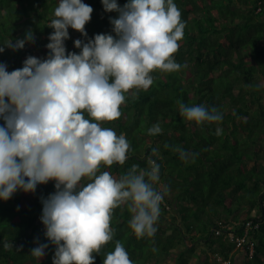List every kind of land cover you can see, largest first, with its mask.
<instances>
[{
  "label": "trees",
  "instance_id": "1",
  "mask_svg": "<svg viewBox=\"0 0 264 264\" xmlns=\"http://www.w3.org/2000/svg\"><path fill=\"white\" fill-rule=\"evenodd\" d=\"M82 2L94 10L85 26L88 36L69 28L67 53L81 52L75 47V36L87 42L97 34L115 35L110 18L119 14L106 12L102 0ZM117 2L123 7L129 0ZM173 2L186 23L174 54L181 70L152 72L149 89L125 93L121 116L102 124L130 143L126 162L102 165V172L119 179L133 165L138 171L159 166L160 179L154 187L167 188V193L157 231L154 237L137 238L129 226L133 214L128 204L115 208L110 225L114 238L101 254L93 253L95 264H103L116 241L133 264H147L155 255L176 250L174 264H192V257L200 256L199 241L211 252L204 264H238L239 253L245 255V264H264V0ZM58 4L59 0H0V47L9 40L25 39L29 31L35 37L23 49L5 47L0 53V63L9 72L22 68L29 56L47 59L46 46L54 32L48 25ZM178 102L215 107L222 121L197 126L181 116ZM85 118L91 119L87 114ZM157 124L161 133L150 135L148 130ZM217 127L222 129L219 136ZM177 147L198 155L194 161H184L174 151ZM88 182L82 180L85 185ZM55 183L40 184L34 193L18 190L10 200H0V264H53L56 247L45 236L41 216L42 200L56 192ZM248 220L260 223L249 231L253 251L246 244L239 247L229 235L242 236ZM220 222L225 226L217 233ZM161 235L165 241L157 250L153 243ZM6 242L13 244L11 250H5ZM39 244H48L43 258L31 254ZM138 251L146 256L142 262L136 259ZM219 256L227 262L217 260Z\"/></svg>",
  "mask_w": 264,
  "mask_h": 264
},
{
  "label": "clouds",
  "instance_id": "2",
  "mask_svg": "<svg viewBox=\"0 0 264 264\" xmlns=\"http://www.w3.org/2000/svg\"><path fill=\"white\" fill-rule=\"evenodd\" d=\"M102 3L106 12L119 14L110 18L115 35L77 39L75 47L81 52L67 53L69 28L87 37L85 26L94 10L82 0H59L48 25L54 32L47 59L29 56L22 68L11 72L0 63V200L56 182V192L42 200L41 216L45 236L56 247L53 264H95L93 253L101 254L114 238L113 210L126 203L136 237H154L167 193V188L154 187L160 179L158 165L148 171L133 165L119 179L101 171L102 165H123L130 150L123 134L117 136L102 124L121 116L125 93L149 89L152 72L181 70L174 54L186 23L173 0H129L123 7L117 0ZM34 39L29 31L25 39L6 41L0 53L5 47L23 49ZM178 103L181 116L197 126L222 121L215 107ZM161 131L158 124L148 130L150 135ZM221 134L217 127L216 135ZM174 151L184 161L198 155L180 147ZM4 248L11 250L13 244L6 242ZM47 248L39 244L31 254L43 258ZM104 257L103 264H133L120 241Z\"/></svg>",
  "mask_w": 264,
  "mask_h": 264
},
{
  "label": "crops",
  "instance_id": "3",
  "mask_svg": "<svg viewBox=\"0 0 264 264\" xmlns=\"http://www.w3.org/2000/svg\"><path fill=\"white\" fill-rule=\"evenodd\" d=\"M198 247H197V253L200 255L199 257L198 256H194L192 257L191 259V263L192 264H204V260L205 258L207 257V254L211 253L210 250L205 246V243L203 241H199L198 243ZM201 245V246H200ZM200 246V247H199ZM180 249H183V248H180ZM204 250H206V252H203ZM177 253L178 251H174V252H163L162 255H155L153 257V259L155 260L154 263L152 264H174L176 261H177ZM163 254H166V255H163ZM170 255V256H169ZM164 256H169V259H166L165 261H162L160 260V263L158 262L159 259H162L164 258ZM245 255L244 254H237V262L238 264H245ZM152 259V260H153ZM151 260V261H152ZM153 260V261H154Z\"/></svg>",
  "mask_w": 264,
  "mask_h": 264
},
{
  "label": "built area",
  "instance_id": "4",
  "mask_svg": "<svg viewBox=\"0 0 264 264\" xmlns=\"http://www.w3.org/2000/svg\"><path fill=\"white\" fill-rule=\"evenodd\" d=\"M252 225H255L254 227H258L260 225V223L256 222L254 224L252 220H248L245 223V232L242 236H235L234 232H230V234H229L231 239H233L239 247L244 246L246 244L251 249V251H253V241L251 240V236L249 235V231L251 228H253ZM220 226L221 227L217 228V233H220L221 231H223L222 227L225 225H222L220 222ZM219 260H221L224 263L227 262V261L223 260L221 257H219Z\"/></svg>",
  "mask_w": 264,
  "mask_h": 264
},
{
  "label": "rangeland",
  "instance_id": "5",
  "mask_svg": "<svg viewBox=\"0 0 264 264\" xmlns=\"http://www.w3.org/2000/svg\"><path fill=\"white\" fill-rule=\"evenodd\" d=\"M75 39L77 40V36H75ZM144 171H146V170L144 169ZM185 177H186V176H185ZM170 212H171V211H170ZM170 212H169V213H170ZM254 213H255V210H254ZM193 221H195V219H193ZM157 237H158V236H157ZM162 240L165 241V237L161 235V237H160V241H158V239H157V243H153V245L156 246L157 250H158V248H159V245L162 244ZM155 241H156V240H155ZM200 246H201V245H200ZM200 246H199V247H200ZM159 255H162V253H160ZM163 255H166V254H163ZM169 256H170V255H169ZM169 256H168V257H167V256H164V258L159 259L158 262L160 263V260L165 261L166 259H169ZM145 257H146V256H144L140 251H138V256H136L137 261L142 262V260H144ZM193 257H194V256H193ZM153 260H154V259H153ZM153 260L150 261V262H148L147 264H152V263H154L155 260H154V261H153Z\"/></svg>",
  "mask_w": 264,
  "mask_h": 264
}]
</instances>
